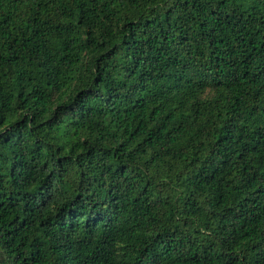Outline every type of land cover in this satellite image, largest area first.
<instances>
[{"label":"trees","instance_id":"16d2710c","mask_svg":"<svg viewBox=\"0 0 264 264\" xmlns=\"http://www.w3.org/2000/svg\"><path fill=\"white\" fill-rule=\"evenodd\" d=\"M0 264H264V0H0Z\"/></svg>","mask_w":264,"mask_h":264}]
</instances>
